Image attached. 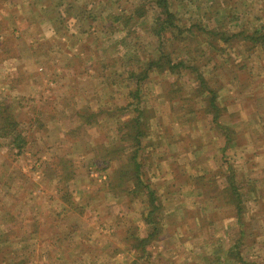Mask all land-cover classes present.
Listing matches in <instances>:
<instances>
[{"label":"rangeland","instance_id":"374dc122","mask_svg":"<svg viewBox=\"0 0 264 264\" xmlns=\"http://www.w3.org/2000/svg\"><path fill=\"white\" fill-rule=\"evenodd\" d=\"M165 1L0 0V264H264V0Z\"/></svg>","mask_w":264,"mask_h":264},{"label":"crops","instance_id":"0c3cea01","mask_svg":"<svg viewBox=\"0 0 264 264\" xmlns=\"http://www.w3.org/2000/svg\"><path fill=\"white\" fill-rule=\"evenodd\" d=\"M35 18H33V19H31V21H33L32 23H33V25H34V27L32 28V33H31V35H35V34H38L39 32L37 31V27H38V25H36V23H35V21L36 20H34ZM18 22H20V21H17L16 23H15V27H18V26H20L19 25V23ZM34 30V31H33ZM16 32H18V31H16ZM16 34V33H15ZM24 36H26V34H21L20 36H19V38H17V41L20 43V41L22 40V38L24 37ZM224 125V124H223ZM227 129V128H226ZM229 130H230V134L228 133V131H223V135L225 136V138H226V144H225V149H227V148H229V147H231L232 145H234L235 143H236V145L238 144V142H242V144H244V138L242 137V131L241 132H238L237 134H236V137H234L233 138V135L235 134L234 133V130L232 131V128H229ZM242 137V138H241ZM257 138V137H256ZM257 163V162H256ZM258 164V163H257ZM227 186H224V191L226 192V194L228 195H234L236 198H238L239 197V199H236V202H235V204L233 205V206H230V207H233V209H232V212H233V215L232 216H227V212H231V209H230V211H228V210H226L225 212H226V216H224L223 218H222V223L223 222H226V223H230V222H234L233 224L232 223H230V225H235V223L236 224H239L240 226H242L244 223H245V221H246V210H245V205H243L244 203H245V200H244V198H241V194L239 193V189L238 188H236V186H235V183L234 184H226ZM248 187H250L251 188V190H253V194L251 193L250 194V196L251 197H255V195L257 194V191H258V189L256 188V189H254L253 187H251V186H248ZM250 205H252L251 203H249ZM247 207V206H246ZM248 208V207H247ZM243 209H244V212H243ZM264 210V209H263ZM190 213H192L191 211H190ZM197 213V212H196ZM251 213V212H250ZM189 221V220H188ZM180 225H181V227L182 226H187L188 224H187V221H182V222H180ZM198 228V226H196V228H195V230H198L197 229ZM223 228H224V226H223ZM188 230H192V227H189L188 226ZM200 230V229H199ZM198 230V231H199ZM208 233H210V234H212L214 231H212V229H208Z\"/></svg>","mask_w":264,"mask_h":264},{"label":"trees","instance_id":"16d2710c","mask_svg":"<svg viewBox=\"0 0 264 264\" xmlns=\"http://www.w3.org/2000/svg\"><path fill=\"white\" fill-rule=\"evenodd\" d=\"M157 3H158L159 6L162 7L164 16L170 17V10H169L167 2L165 0L164 1L163 0H157ZM257 37H258L260 42L264 43V33L263 34H258ZM151 63H154V62H151ZM174 66L176 67L178 65H174ZM150 70H151V67L149 65L147 67V69L145 70V77H149V74H150L149 71ZM10 110H11V108L9 109L8 106L3 108V111L0 113V123L3 122V125L7 124L9 127H12V126L16 125L14 123V121H16V120L12 117ZM3 115L5 116L6 121L2 119L1 116H3ZM20 141L22 142L21 145H25L26 138L22 137V138H20ZM134 157H135V155H134ZM54 165L56 166V169H57L58 164H54Z\"/></svg>","mask_w":264,"mask_h":264}]
</instances>
